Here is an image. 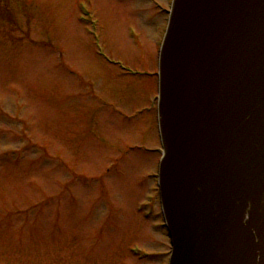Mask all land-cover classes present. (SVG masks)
I'll list each match as a JSON object with an SVG mask.
<instances>
[{
    "label": "rangeland",
    "instance_id": "1",
    "mask_svg": "<svg viewBox=\"0 0 264 264\" xmlns=\"http://www.w3.org/2000/svg\"><path fill=\"white\" fill-rule=\"evenodd\" d=\"M153 1L0 0V264L165 263Z\"/></svg>",
    "mask_w": 264,
    "mask_h": 264
},
{
    "label": "water",
    "instance_id": "2",
    "mask_svg": "<svg viewBox=\"0 0 264 264\" xmlns=\"http://www.w3.org/2000/svg\"><path fill=\"white\" fill-rule=\"evenodd\" d=\"M160 81L170 264H264V0H174Z\"/></svg>",
    "mask_w": 264,
    "mask_h": 264
},
{
    "label": "bare ground",
    "instance_id": "3",
    "mask_svg": "<svg viewBox=\"0 0 264 264\" xmlns=\"http://www.w3.org/2000/svg\"><path fill=\"white\" fill-rule=\"evenodd\" d=\"M161 35V34H160ZM155 52H156V50H155Z\"/></svg>",
    "mask_w": 264,
    "mask_h": 264
}]
</instances>
